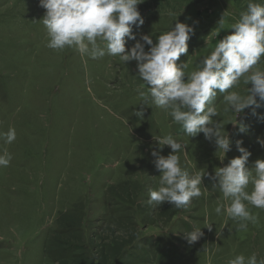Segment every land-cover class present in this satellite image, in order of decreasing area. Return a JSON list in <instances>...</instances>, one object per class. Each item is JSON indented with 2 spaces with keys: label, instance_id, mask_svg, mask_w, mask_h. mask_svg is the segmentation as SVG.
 Returning <instances> with one entry per match:
<instances>
[{
  "label": "rangeland",
  "instance_id": "rangeland-1",
  "mask_svg": "<svg viewBox=\"0 0 264 264\" xmlns=\"http://www.w3.org/2000/svg\"><path fill=\"white\" fill-rule=\"evenodd\" d=\"M248 2L143 0L137 7L144 23L133 31L137 39L151 35L155 42L177 22L193 26L188 52L177 61L190 74L234 31L231 24ZM44 12L39 0H0V134L16 131L11 144L0 136V155L12 157L0 167V264H228L253 253L264 258V209L248 205L257 222L237 231V221L223 209L215 213L230 200L207 176L202 196L187 209L147 204L148 190L159 186L151 155L155 137L172 135L184 145L178 154L190 174H214L227 165L241 155L237 141L251 152V164L264 159L257 142L264 139V101L255 114L248 108L237 116L246 126L240 133L232 124L237 114L224 111L218 93L215 119L231 140L223 157L203 133L188 137L165 109L139 96L137 89L147 86L141 87L135 61L108 55L92 60L75 48H48ZM258 67L264 69V57ZM246 89L241 79L232 90L243 95ZM141 109L143 118L135 115ZM170 152L165 146L161 154ZM193 228L204 235L189 245L185 233Z\"/></svg>",
  "mask_w": 264,
  "mask_h": 264
},
{
  "label": "clouds",
  "instance_id": "clouds-1",
  "mask_svg": "<svg viewBox=\"0 0 264 264\" xmlns=\"http://www.w3.org/2000/svg\"><path fill=\"white\" fill-rule=\"evenodd\" d=\"M143 0H39L45 10L42 23L47 30V47L53 50L75 48L79 54L92 60L105 55L118 57L123 63L135 61L139 79L147 90L137 89L145 102L165 109L173 121L182 126L188 137L203 133L204 138L214 142L217 152L231 150L229 134L224 131L220 115L213 101L223 94L225 112H233L240 133L246 126L237 121L245 109H255L264 101V69L258 67L264 57V4L249 0L239 19L231 24L234 31L219 40L209 55L200 59L197 70L186 74V64H177L181 55L188 52V41L194 27L177 22L174 28L155 38L142 35L136 38L133 27L139 28L144 19L138 10ZM223 26V16L219 21ZM129 41H135L128 46ZM207 43V41H206ZM149 46L145 50V46ZM241 79L247 85L246 94L234 91ZM248 85H251L249 87ZM143 118L144 112H135ZM3 136L5 143L16 139V131L9 128ZM156 149L151 152L155 168L160 172L159 186L149 189L147 204L161 206L168 202L177 209H187L193 198L202 196L203 178L209 177L213 188H219L228 205H217V215L225 214L237 221V231L247 230L248 223L255 224L258 217L248 205L264 209V159L249 164L251 152L237 141L238 157L227 165L217 167L214 174L200 171L195 174L181 166L180 155L184 145L172 135L155 137ZM264 148V139L257 138ZM165 146L171 152H161ZM12 157L5 151L0 155V167H7ZM224 159V158H223ZM223 159L221 161H223ZM251 185V191H249ZM210 231L212 224L206 226ZM202 228L185 233L189 245L195 244L203 235ZM228 264H264V258L256 253L250 256L236 255Z\"/></svg>",
  "mask_w": 264,
  "mask_h": 264
},
{
  "label": "trees",
  "instance_id": "trees-1",
  "mask_svg": "<svg viewBox=\"0 0 264 264\" xmlns=\"http://www.w3.org/2000/svg\"><path fill=\"white\" fill-rule=\"evenodd\" d=\"M162 256H164V254Z\"/></svg>",
  "mask_w": 264,
  "mask_h": 264
}]
</instances>
